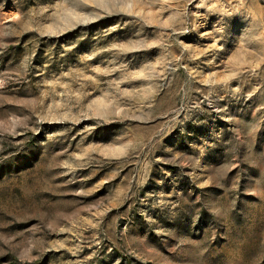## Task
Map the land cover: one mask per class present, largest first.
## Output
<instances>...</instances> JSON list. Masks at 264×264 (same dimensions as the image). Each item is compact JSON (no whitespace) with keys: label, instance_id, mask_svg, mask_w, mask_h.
Listing matches in <instances>:
<instances>
[{"label":"rangeland","instance_id":"rangeland-1","mask_svg":"<svg viewBox=\"0 0 264 264\" xmlns=\"http://www.w3.org/2000/svg\"><path fill=\"white\" fill-rule=\"evenodd\" d=\"M0 264H264V0H0Z\"/></svg>","mask_w":264,"mask_h":264}]
</instances>
